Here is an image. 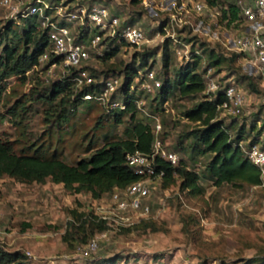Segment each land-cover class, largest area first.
Returning <instances> with one entry per match:
<instances>
[{"label":"rangeland","instance_id":"obj_1","mask_svg":"<svg viewBox=\"0 0 264 264\" xmlns=\"http://www.w3.org/2000/svg\"><path fill=\"white\" fill-rule=\"evenodd\" d=\"M60 3L70 9L105 6L125 21L133 19V25L144 31L146 41L141 46L121 47L108 60L98 53L107 49L109 41L100 42L96 48L85 43L91 56L84 65L91 74L102 79L108 72L118 78L115 99L122 98L119 89L125 81V68L132 63L138 67L143 52L149 58L140 73L152 67L161 83L165 77L175 82L181 68L199 55L197 71L206 69L205 80L213 79L220 87L233 82L244 96L238 115L219 114L218 119L225 125L233 123L230 129L233 135L244 127V147L259 131V138L264 141V82L249 61L241 57L230 60L235 52L232 38L245 29L244 24L233 26L224 21L215 24L190 12L185 17L189 22L175 28L178 42L174 44L165 39L159 28L169 14L166 10L169 5L160 10L159 0H60ZM5 22L0 19V51L7 43H19L22 51L23 41L18 42L11 31L3 33ZM72 28L75 30L77 24ZM12 29L21 32L20 28ZM165 42L169 54L166 68ZM178 49L181 55L176 52ZM211 51L223 55L227 61L209 67ZM69 73L63 64L50 67L44 64L26 72L24 79L11 75L2 80L0 138L9 141L17 154L32 153L41 147L46 156L55 154L63 162L76 165L107 142L125 138V130L134 123L131 114H124L116 122L114 113H109L104 105L91 100L76 101L82 89L73 84L53 101L45 99L51 94L52 85ZM138 80L139 77L134 78L130 91H143ZM159 95L160 88L150 93L143 91L144 110L136 109L135 121L150 127L156 121L161 124L159 137L165 148L176 152L186 170L198 175L191 188H183L178 177L170 187L160 185L156 189L145 223L106 229L105 235L89 224L86 231L69 230L70 242H65L62 236L74 220L71 210L85 218L95 211L99 200L88 192L73 193L50 178L40 183L2 175L0 246L23 253L27 264H264V183L242 187L228 183L214 185L206 169L213 155L197 152L199 146L190 132L198 124L183 116L209 93L205 90L182 97L174 86L165 102H160ZM64 108L65 117H59ZM102 196L107 197V193ZM82 237L87 242L97 237L98 248L84 254L86 243Z\"/></svg>","mask_w":264,"mask_h":264},{"label":"trees","instance_id":"obj_2","mask_svg":"<svg viewBox=\"0 0 264 264\" xmlns=\"http://www.w3.org/2000/svg\"><path fill=\"white\" fill-rule=\"evenodd\" d=\"M51 1L56 3L60 2V0ZM206 1L210 5H213L222 0ZM238 13V7L231 6L229 14L223 12L218 21L226 22L228 18L229 20L226 24H232L233 21L240 18ZM164 22L165 21H163V24ZM126 23L133 25L134 20L129 19ZM12 27L20 28L21 32L18 33L14 31ZM161 27L162 25L159 28ZM10 31L18 42L23 41L25 47L21 51L19 43H7L0 51V99L4 91L2 80L11 75H20L21 78L24 79L25 73L32 70V68L38 64L39 56L45 51L48 45L47 33L39 27V23H37L35 17L25 19L22 26H13L10 22H7L3 26V33L8 34ZM86 32V30H83L82 34ZM29 44L32 46L31 49L28 47ZM167 45L168 44L165 42L163 51V65L165 68L169 61ZM119 49L120 44L116 43V39H113L108 44L101 58L103 60H108L114 57ZM240 56L239 53L234 52L230 60L234 61ZM148 58V53L143 52L141 54L140 65L135 67L132 63L128 65L124 71L125 81L119 90L122 98H124L127 103V107L124 110L115 112L114 116L116 122H120L124 114H131L130 118L134 123L131 128L125 130V138L107 142L102 147L95 149L88 159H82L76 165H69L63 162L55 154L46 156L44 151L41 150V147L36 148L32 153L21 152L17 154L9 141H4L0 138V176L7 175L23 181H35L40 183L50 178L52 182L61 183L66 189L71 190L73 193L88 192L95 199H99L105 193H110L115 187L122 188L137 180V176L126 164V154L135 151L149 152L153 141V134L149 124L142 121H135L137 111L135 101L141 99L143 91L136 93L135 90L130 91V87L135 77H139V83L142 82L143 76L140 75L139 72L144 66H147ZM60 59L61 58L58 56H52L51 62L59 61ZM200 59L199 55H195L192 62L190 61L185 64L177 75L175 82L165 77L160 87L159 96L161 103L167 100L174 86L182 97L204 93L206 90V80L204 77L206 69L202 72L197 71ZM209 59V67L220 66L227 61L226 57L214 54L213 51H211ZM147 69H152V67ZM146 70H143V73H145ZM105 74V78L112 76L108 72ZM96 76L95 74L94 77ZM69 78L68 76L54 83L52 85L51 94L45 97V99L53 101L58 95L66 92L67 88L71 85ZM228 84L221 87L220 90L216 92L214 98L210 99V95L205 96L197 104L188 108L183 113V116L187 120L198 124V128L190 132V135H192L199 146L197 152L201 155H213L206 169L214 185L220 186L223 183H228L236 187H242L244 185L259 186L262 183L259 170L249 161L246 156V151L251 145L261 141L259 138L261 132L259 131L247 146L244 147L242 145V142L246 139L244 127H239L236 134L233 135L230 132L233 123L231 122L225 125L222 120L218 119L219 112L217 106L224 100L223 90ZM96 86L97 88L100 87V85ZM250 86H252L254 90H257L256 86H253L252 83H250ZM90 90V87L83 88L77 95L76 101L81 99L83 93ZM65 109L66 108L61 111L59 117H65ZM13 114H15V112H13ZM157 163L165 172V176L161 182V188L170 187L179 177L182 179L181 186L189 189L198 179L197 173L186 170L185 165H183L181 161H178L176 166L165 161H158ZM71 214L72 217L74 216V220L69 222L65 234L62 236L65 242H70L68 236L70 235L69 230L72 229H74L76 233H79V231H86L85 226L89 224L93 225L99 232L108 229L104 221L97 220L91 213L85 218L76 210H71ZM79 220V224L76 225ZM144 220L145 219L141 220L139 223H143ZM84 235H86V233H84ZM72 238H74L73 235ZM86 239L87 238L82 237V241L85 243H87ZM0 264H27L26 256L19 251L10 252L0 246Z\"/></svg>","mask_w":264,"mask_h":264},{"label":"built area","instance_id":"obj_3","mask_svg":"<svg viewBox=\"0 0 264 264\" xmlns=\"http://www.w3.org/2000/svg\"><path fill=\"white\" fill-rule=\"evenodd\" d=\"M238 7L240 18L231 25L244 24L245 29L232 38V49L239 53L241 58L249 61L255 68L259 78L264 82V0H222L210 5L206 0H159L160 10L166 7L169 11L168 18L162 25L163 36L166 40L177 43L175 28L182 27L189 21L185 19L190 12L199 16L203 15L217 24L223 12L229 14L231 6ZM35 17L39 27L46 31L48 45L39 56L37 69L44 64L56 66L63 64L70 72L69 80L76 88L90 87L91 90L83 93L82 100L96 101L106 107L109 113L119 112L126 109L127 103L124 98L120 100L113 98L118 89V78L116 76L97 79L85 67L90 59L88 43L91 48H96L100 42L116 39L121 47H139L145 41L144 31L134 25H129L118 15L112 13L102 5L89 7L80 6L70 9L69 5L56 3L51 0H0V19L10 22L13 26H22L24 20ZM229 19H226V22ZM77 24L73 30L72 26ZM86 30L85 34L82 31ZM86 35V36H85ZM84 36V37H83ZM108 43V44H109ZM106 50V49H105ZM99 52L100 57L104 52ZM178 55L181 51L176 50ZM194 54V53H193ZM192 55V54H191ZM52 56H58L59 61H52ZM239 57V58H240ZM143 76L141 89L150 93L161 87L153 69H147ZM96 85H100L97 88ZM132 87V86H131ZM220 84L213 79L206 80V91L210 99L214 98L220 90ZM224 100L217 106L219 114L235 116L241 112L244 96L237 89L235 83L230 82L223 90ZM137 110H144V101H135ZM161 124L156 121L151 127L153 141L149 152L135 151L126 154V164L137 176V180L127 184L125 187H115L107 197L102 196L92 215L97 220L106 223L108 229L129 227L149 217L151 212V197L165 176V172L158 166V161H165L176 166L179 157L176 152L165 148L159 137ZM249 161L255 165L264 183V141L253 144L246 151ZM2 211L0 210V221ZM101 235H105L102 232ZM84 254H89L98 248L97 237L91 238L85 245Z\"/></svg>","mask_w":264,"mask_h":264}]
</instances>
